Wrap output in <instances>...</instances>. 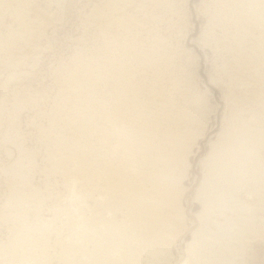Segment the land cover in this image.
<instances>
[{"label": "rangeland", "instance_id": "374dc122", "mask_svg": "<svg viewBox=\"0 0 264 264\" xmlns=\"http://www.w3.org/2000/svg\"><path fill=\"white\" fill-rule=\"evenodd\" d=\"M15 2L0 11V38H7L18 27L17 32L21 31L12 16L19 7ZM127 2L31 0L30 6H25L30 14L23 18L24 23L30 27L28 33L33 30L26 34L29 42H19L23 58L18 54L12 66H0V264H68L65 246L73 242L70 234L75 217L84 212L86 221H91L98 209V193L90 178L95 176V158L100 151L104 156L101 165L111 163L112 171L116 170L109 161L114 141H102L107 134L94 130L102 119L94 115L85 119L87 96L75 97L69 92L67 78L78 59L99 67L100 71L95 70L100 73L106 72L102 70L109 63H124L143 97H152L156 103L173 96L180 106L179 83L189 84L202 100L206 122L199 125L187 177L179 187L184 188L183 218L167 239H175V259L184 254L191 234L189 227L185 233L182 228L190 226L201 209L195 199L202 176L200 160L221 130L227 113L225 95L231 83V87L236 85L235 67L242 63L246 70L249 60H255L251 49L257 48V18L264 10L259 5L261 9L253 13L251 5L259 0ZM37 42L41 51L34 54L30 51ZM110 78L98 83L97 99L111 98L114 82ZM257 239L247 243L243 259L232 264H264V237ZM168 257V252L162 253L155 262L164 264ZM151 259L144 254L142 264Z\"/></svg>", "mask_w": 264, "mask_h": 264}, {"label": "bare ground", "instance_id": "6f19581e", "mask_svg": "<svg viewBox=\"0 0 264 264\" xmlns=\"http://www.w3.org/2000/svg\"><path fill=\"white\" fill-rule=\"evenodd\" d=\"M16 1L20 8L17 6L19 9L16 7L12 16L22 28L10 32L7 38H0V66H12L13 57L22 53L19 47L23 46L19 42L25 45L30 38L26 36L30 27H26L23 18L30 14L25 6H30L31 0ZM127 1V4L135 3V0ZM13 2L15 0H0V11ZM260 2L254 3L256 6L252 3L253 13L258 12L260 6L264 10V1L263 4ZM23 6L25 8H21ZM260 12L255 13L257 17L261 16ZM257 20L260 30L255 43L257 48L252 46L251 49L255 60H249V63L246 60L248 67L244 62L246 70L242 63L235 67L236 85L231 87V83L227 89V113L221 130L210 141V150L200 160L202 176L195 199L201 209L190 226L182 228L185 233L189 227L191 239L179 260L174 258L172 250L175 239H167L183 218L184 188L179 187L187 177L189 159L200 134L199 125L202 120L206 122L202 100L189 84L179 83L177 89L181 90L183 100L180 106L173 96H166L157 104L154 98L143 97L132 73L126 72L128 67L124 63L113 60V64L109 63L111 65L102 70L105 72L106 69V72L100 73L96 71L99 67L93 68L78 59L67 78L69 92L75 97L82 93L87 96L85 119L89 115L102 119L95 124L94 130L107 134L102 141H114L112 160L109 161L116 170L112 171L111 163L101 165V160L104 161L101 151L97 158L94 157L97 168L90 179L95 185V194L98 193L95 198L98 209L91 221H86V213L77 212L72 223L74 231L70 234L73 242L65 246L68 264H142L144 254L152 256L148 264H157L155 260L165 252L169 257L164 264H232L243 259L247 243L264 237V15ZM32 30L28 34L31 35ZM35 46L34 50L29 48L37 54L41 49L38 42ZM20 55L19 58H23ZM105 78L114 82V91L109 100L97 99V85ZM73 151L70 152L75 153ZM63 159L59 160L57 168L61 167Z\"/></svg>", "mask_w": 264, "mask_h": 264}]
</instances>
